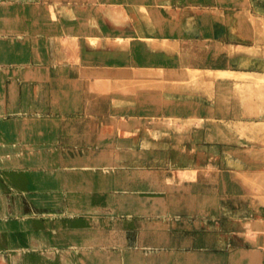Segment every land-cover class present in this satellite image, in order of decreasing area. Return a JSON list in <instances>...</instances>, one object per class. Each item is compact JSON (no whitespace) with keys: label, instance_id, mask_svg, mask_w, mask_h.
Listing matches in <instances>:
<instances>
[{"label":"rangeland","instance_id":"374dc122","mask_svg":"<svg viewBox=\"0 0 264 264\" xmlns=\"http://www.w3.org/2000/svg\"><path fill=\"white\" fill-rule=\"evenodd\" d=\"M0 217V264H264V0H0Z\"/></svg>","mask_w":264,"mask_h":264},{"label":"bare ground","instance_id":"6f19581e","mask_svg":"<svg viewBox=\"0 0 264 264\" xmlns=\"http://www.w3.org/2000/svg\"><path fill=\"white\" fill-rule=\"evenodd\" d=\"M9 25V24H8ZM151 43V42H150ZM172 42H169V41H167V40H165V41H163V42H161V43H158L160 46H166L167 47V45H169V44H171ZM177 44V43H176ZM175 45V44H174ZM173 45V46H174ZM176 46V45H175ZM222 46V45H221ZM234 47V46H233ZM201 69L202 68H200V67H198L197 68V70H196V73L198 72L199 73V75L200 74H202L203 72H205V71H201ZM201 71V73H200V71ZM203 70V69H202ZM207 72V71H206ZM209 72H211V71H209ZM208 72V73H209ZM112 82V81H111ZM119 83V82H118ZM117 83V81H115V82H113V83H111L112 85L110 86V87H112L113 86V84H115L114 86L116 87V85L118 84ZM120 83H123V85H125V86H122V87H125L126 88V84L124 83V82H120ZM122 85V84H121ZM106 86H108L107 85V81H100V82H98V81H96V82H94V84H93V87H96V88H99V89H104V87H106ZM117 86H120V85H117ZM115 87H114V89H115ZM117 88V87H116ZM111 90H113V89H111ZM125 90H127V89H125ZM129 90V89H128ZM116 109V108H115ZM120 109V108H119ZM124 119H125V121L126 120H128V118H123V121H124ZM131 120H132V118H130ZM135 120H137V119H135ZM122 121V120H121ZM122 121V122H123ZM138 122V121H137ZM136 122V123H137ZM124 124V123H123ZM138 124V123H137ZM137 124H134V125H137ZM125 125V124H124ZM42 149V148H41ZM55 150V149H54ZM79 185V184H78ZM76 186H77V184H76ZM81 186L84 188V186L85 185H82L81 184ZM81 186L79 187V189L81 188ZM44 187V186H43ZM45 187H48V186H45ZM99 187H102L101 185H99L98 186V188H97V185H95L94 184V188H96V189H99ZM72 194H75V198H72V199H70V204L71 205H73L74 207H76L77 209H80V210H85V209H88V210H90V209H93V207L96 205V202L99 200V199H97L96 200V196L94 197V194L95 193H88V194H86L84 197H82L81 199H78V198H80V196H81V194L79 193V194H76V193H72ZM98 194V193H97ZM134 196V195H133ZM82 204H85L87 207L85 208V207H83L82 206ZM11 210V209H10ZM153 210V209H152ZM23 212V211H22ZM16 220V219H15ZM15 220H13V219H9V221H15ZM7 220H5L4 218H1L0 217V223H2L3 225V227H5V226H8L7 224H11V223H14V222H10V223H5ZM32 228V227H31ZM30 229V228H29ZM28 233V232H27ZM12 242V241H11ZM10 242V243H11ZM8 243V242H7ZM14 251V250H13ZM12 251V252H13ZM14 253V252H13ZM13 256V255H12ZM32 257H34V256H32ZM32 257H31V259H32ZM14 258V257H13ZM17 260V259H16ZM31 261H34V262H38V261H47L46 259H44V258H41V257H36L35 259H32V260H29V262H31Z\"/></svg>","mask_w":264,"mask_h":264},{"label":"crops","instance_id":"0c3cea01","mask_svg":"<svg viewBox=\"0 0 264 264\" xmlns=\"http://www.w3.org/2000/svg\"><path fill=\"white\" fill-rule=\"evenodd\" d=\"M164 8H166V7H164ZM167 9H170V8H167ZM119 11L121 12V11H123V9L122 8H120L119 7ZM124 12V11H123ZM200 13H201V18H202V20H205V19H207L208 18V16H206V15H208V13H206V11H200ZM149 17V16H148ZM149 19H151L152 21H155V22H157V24H159V25H162L161 24V19H162V16L161 15H156V16H154V13H153V11H151L150 12V17H149ZM189 44L186 42L185 44H184V48L182 47V51H183V53L185 54L184 55V58L187 60H193L194 62H202V61H204L205 59H206V57L208 56V50H209V47H207V49H205V48H203V46H201L202 48H198V49H196V47L194 48L193 46H191L190 48H189V46H188Z\"/></svg>","mask_w":264,"mask_h":264}]
</instances>
